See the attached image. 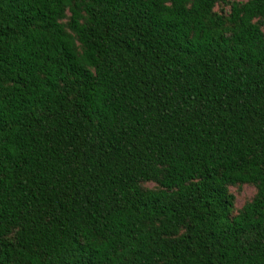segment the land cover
Returning <instances> with one entry per match:
<instances>
[{
    "label": "trees",
    "instance_id": "1",
    "mask_svg": "<svg viewBox=\"0 0 264 264\" xmlns=\"http://www.w3.org/2000/svg\"><path fill=\"white\" fill-rule=\"evenodd\" d=\"M0 264H264V0H0Z\"/></svg>",
    "mask_w": 264,
    "mask_h": 264
},
{
    "label": "rangeland",
    "instance_id": "2",
    "mask_svg": "<svg viewBox=\"0 0 264 264\" xmlns=\"http://www.w3.org/2000/svg\"><path fill=\"white\" fill-rule=\"evenodd\" d=\"M232 191L236 195V207L240 208L246 201L253 197L256 188L253 185L246 184L240 187H232Z\"/></svg>",
    "mask_w": 264,
    "mask_h": 264
}]
</instances>
